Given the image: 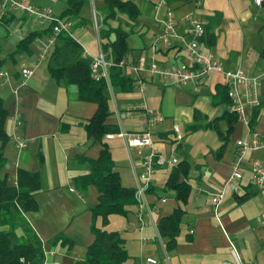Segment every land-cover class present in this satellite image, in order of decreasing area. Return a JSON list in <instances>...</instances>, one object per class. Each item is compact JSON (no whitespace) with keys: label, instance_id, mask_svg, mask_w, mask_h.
I'll use <instances>...</instances> for the list:
<instances>
[{"label":"crops","instance_id":"crops-1","mask_svg":"<svg viewBox=\"0 0 264 264\" xmlns=\"http://www.w3.org/2000/svg\"><path fill=\"white\" fill-rule=\"evenodd\" d=\"M30 1L49 5L55 14L63 7L62 0ZM133 1L138 7L134 18L116 11L108 19L109 24L128 29L124 57L135 60L137 55L144 54L146 62L153 57L160 65L187 60L183 46L176 42L148 55V45L159 30L158 18L165 4L160 2L154 7L156 0ZM101 3L102 0L84 1L78 13L86 21L70 26L72 36L87 55L97 53L100 41L105 40L98 36L93 25V20L97 26L100 23ZM171 5L178 16L190 10L207 21L209 14L214 40L211 44L200 40L202 48H211L224 68H240L258 77L259 103L247 108L246 114L248 127L259 133L264 144V20L260 18L259 6L251 0H176ZM46 24L36 25L17 10L0 11V69L7 72L5 82L0 77V97L7 113L4 120L7 140L2 146L4 163L0 175L4 173L9 181L17 168L38 173L39 187L33 194L36 208L25 211L24 216L42 242L41 264H74L83 257L92 240L89 207L95 203L96 191L91 184L81 189L72 184V177L87 172V164L76 159L78 155L95 158L104 143L120 184L135 187L132 165L136 167L139 157L134 149L128 155L122 138L114 133L119 128H138L140 110L137 108L119 120L115 110L140 102L162 115L152 131L154 147L162 154L172 153L176 162H187L189 191L185 202L179 203L172 190L164 185L172 166L156 165L152 183L141 195L142 207L136 202L126 204L125 213L108 214L104 224L96 217L97 226L116 230L122 238L127 256L121 264H223L231 260L229 242L241 259H264V184L254 185L248 170L250 158H264V145L246 153L241 178L235 181L237 188L224 186L228 165L234 157L233 141L245 136L247 130L234 118L224 142L220 138L219 133L225 135L223 113L227 110L226 102L216 103V89L224 86L221 73L209 72L195 91L186 85H162L147 70L138 73L144 82L142 92L133 83L126 91L108 86L109 113L104 122L117 130L105 132L101 140H93L86 136L82 123L95 110V103L76 98L73 87L63 86L48 75L45 60L50 47L33 65L40 50L38 39L43 40L46 33L32 38L29 51L9 53L26 31ZM105 56L109 57L107 52ZM20 64L33 65L23 82L18 72ZM127 74L132 79L136 75L130 71ZM236 90L241 92V86L237 85ZM208 121L207 125L187 128L188 123ZM173 126L177 128L178 138L174 136ZM16 137L23 140L21 147H16ZM219 146L222 147L217 155L214 151ZM218 190L222 191V197L213 205L209 195ZM247 190L254 192L242 200L236 198ZM177 205L183 214L174 243L166 248V237L158 234L156 222ZM58 234L66 241L50 244L49 239ZM146 257L155 262H147Z\"/></svg>","mask_w":264,"mask_h":264},{"label":"trees","instance_id":"trees-1","mask_svg":"<svg viewBox=\"0 0 264 264\" xmlns=\"http://www.w3.org/2000/svg\"><path fill=\"white\" fill-rule=\"evenodd\" d=\"M62 1L63 7L58 15L68 18L70 26L86 21V18L78 13L81 4L86 0ZM165 1L171 5L176 0ZM100 9L102 15L97 26V34L99 37L105 38L104 41H100V47L108 52L111 61L117 62L127 50L128 29L120 25H111L108 19L112 18L116 11L125 13L129 18H134L138 13V7L133 0H102ZM206 16L207 21L204 23L203 33L199 38L203 43L211 44L214 34L210 15ZM50 28V23H47L44 27L26 31L16 40L14 48L9 53L29 51V42L32 38L41 33H48ZM45 66L48 75L55 82L74 88L76 98L95 103V110L82 123L86 136H91L93 140H101L105 132L117 130L116 126H110L104 122L109 113L107 87L111 86L124 91L132 87V78L125 75L118 65L108 66L106 79L103 77L92 78L89 73V59L82 54L81 45L72 34L60 30L50 45ZM223 101L227 103L228 99L225 87L219 85L216 89V103ZM6 114L0 97V169L4 163L2 146L7 140L4 130ZM223 115L226 119L225 135L221 133L219 135L224 142L235 117L227 110ZM250 123H252L251 120ZM204 124H209V121L203 124L188 123L187 128L193 129L204 126ZM221 147L219 146L214 153L218 155ZM76 159L87 164V172L72 177V184L78 189L83 188L86 184H91L96 191V200L89 207V230L92 233V240L87 244L83 257L75 261L74 264H121L127 256L122 238L116 230H105L97 226L95 219L99 217L100 223L104 224L108 214L125 213L124 206L135 202L134 188L120 184L118 174L112 168V159L104 143L95 158H84L78 155ZM187 169L188 164L185 160L176 162L171 167L164 184L167 189L172 190L174 198L179 203L185 202L189 191V184L186 181ZM38 187L39 180L36 170L17 168L15 184L8 181L4 173L0 175V264H41L43 261L42 242L24 216L25 211L36 208L33 194ZM253 192L254 190H247L236 198L242 200ZM182 214L183 209L177 205L168 214L160 216L156 222L158 234L166 237L164 244L166 248H170L174 243V236L178 232ZM57 240L66 241L64 236L58 234L49 239V243L53 244Z\"/></svg>","mask_w":264,"mask_h":264},{"label":"built area","instance_id":"built-area-1","mask_svg":"<svg viewBox=\"0 0 264 264\" xmlns=\"http://www.w3.org/2000/svg\"><path fill=\"white\" fill-rule=\"evenodd\" d=\"M259 6L260 18L264 20V0H251ZM162 2L165 4L162 16L158 18L159 30L151 39L148 47V55L151 56L153 50L157 48L167 47L174 42L180 43L186 54L187 60L171 65H160L153 60V57L146 62L145 55L139 54L135 60L126 59L121 56L117 62H113L109 57L105 56L106 50L98 48L95 54H86L89 59V73L94 79L99 77L107 78V68L112 64L118 65L125 75L130 71L135 75L132 79L133 86L142 92L144 82L138 76L139 71L147 70L148 73L155 77L157 82L162 85H186L192 91H195L201 84L202 80L211 71L221 73L223 76L225 94L228 99L226 109L231 112L235 119L240 121L247 130L245 136L234 139V157L228 165V169L223 181L224 186L231 190L237 188L235 181L239 180L242 175L241 164L246 153L256 150L262 144L259 133L255 129L248 127V119L246 109L256 106L259 101L256 93V85L259 79L255 75H248L240 68H224L221 61L211 48L203 49L201 46L200 36L203 33V26L206 19L202 16L193 14L190 10L184 11L179 16L175 14L174 8L165 0H156L153 2L154 7ZM17 10L28 17L30 21L36 25L50 23V31L44 35L43 40L38 39L40 50L33 62L35 65L39 59H42L48 48L53 43L55 35L58 31L64 30L71 34L70 20L64 16H60L52 12L49 5L36 4L30 0H0V11ZM92 10V17L93 15ZM96 28V22L93 20ZM37 39V38H36ZM108 53V52H107ZM37 60V61H36ZM32 66L27 64L19 65V75L23 82L32 72ZM0 77L2 81L7 80V72L0 69ZM241 86V92L236 90V86ZM140 110V125L136 129L119 128L114 134L122 138L126 150L134 149V153L139 157L136 167L132 165L136 177V185L134 187L135 202L142 207V193L151 185L152 174L156 165L173 166L176 163V157L172 153L162 154L156 150L153 144L152 131L155 126L162 120V115L148 108L145 103L126 106L123 109L115 110L117 119H121L127 113L133 112L135 109ZM175 131L174 136L179 137L177 128L172 127ZM111 134H107L110 136ZM16 147L23 145V140L19 137L15 139ZM249 178L257 187L264 184V158L253 157L249 159ZM15 184V176L9 180ZM222 197V191L218 190L209 195L210 202L216 205ZM231 260L223 262V264H264V259H241L232 245L228 243ZM147 262L153 263L155 260L146 257Z\"/></svg>","mask_w":264,"mask_h":264},{"label":"rangeland","instance_id":"rangeland-1","mask_svg":"<svg viewBox=\"0 0 264 264\" xmlns=\"http://www.w3.org/2000/svg\"><path fill=\"white\" fill-rule=\"evenodd\" d=\"M55 9V8H54Z\"/></svg>","mask_w":264,"mask_h":264}]
</instances>
